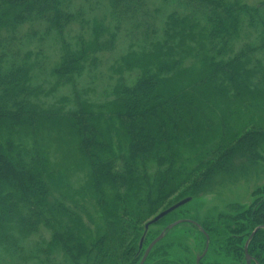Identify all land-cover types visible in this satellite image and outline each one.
Returning a JSON list of instances; mask_svg holds the SVG:
<instances>
[{"label":"trees","instance_id":"1","mask_svg":"<svg viewBox=\"0 0 264 264\" xmlns=\"http://www.w3.org/2000/svg\"><path fill=\"white\" fill-rule=\"evenodd\" d=\"M107 1L110 21H88L67 0H0L2 264H140L159 237L150 222L254 163L264 146V127L246 131L236 117L245 106L264 116V2ZM51 37L60 55L46 90L36 73ZM103 60L116 82L96 97L78 84ZM65 87L73 97L52 102ZM211 108L238 120L198 142L212 132ZM255 195L251 209L237 206L204 234L195 222L178 228L192 227L205 247L220 235L244 257L264 228V188ZM181 211L158 225L185 219ZM172 232L145 264H181L183 234ZM249 255L264 264V230Z\"/></svg>","mask_w":264,"mask_h":264},{"label":"rangeland","instance_id":"2","mask_svg":"<svg viewBox=\"0 0 264 264\" xmlns=\"http://www.w3.org/2000/svg\"><path fill=\"white\" fill-rule=\"evenodd\" d=\"M240 1L251 6L264 2V0ZM67 2L68 5L69 3L71 4L70 6L72 7V9H85L86 20L88 21H91L94 16L101 19L104 15L107 16V21H110L108 15L109 7L107 0H67ZM79 33V27L75 26L73 28L72 36H75ZM43 46L44 52L40 57V68L36 73V84L38 86H42L46 90H50L55 84V79H53V77L51 76V71L54 65L58 62L60 52L58 44L52 37L46 40V42L43 43ZM111 64V62L103 60L97 70L92 71L91 73H86L85 76H83L82 80L79 81L78 88L83 90L90 87L95 90L96 97L101 96L104 91L106 92L110 85H113L116 82L115 78L111 80L113 76L110 68ZM190 64L191 62H189V65ZM71 97H73L72 88L65 87L60 88L54 95V97L51 98V101L59 102L64 98ZM224 108L223 110L219 108H211V110L213 111L210 112V118L212 120V132H209L207 135L202 134L204 136H202V138L199 139L198 142L211 144L213 142L211 141V139H215V137L217 136V133L220 129V124H228L227 126L228 128H230V124L234 126L236 124V120L238 119H241L240 122L244 121L241 125L243 127H246V131L251 130L253 126L264 127V116L257 115V110H252V108L245 106L243 108V111L237 113V119L236 117L230 116V110L227 111ZM200 150L201 147H199L198 151ZM71 180L73 189L76 190L79 187L78 183L80 181L77 178H71ZM209 188L210 189L208 192L202 194L197 199L193 200L188 197L186 199L175 202L176 204H174V206L181 202H184L185 200H190L189 203L181 207L182 211L180 214L182 217L184 216L185 219L179 221H184L186 223L195 222V224L199 225V227L204 224H207L208 227L212 225L217 226L223 220V218L230 219V217L235 216L237 213V206L245 210L251 209L260 197L258 195H255L256 191L264 188V146L262 149L258 150V156L256 159H254V163H246L245 167L239 168L231 176L223 179H218L216 185L213 184ZM171 214H169L168 216H170ZM165 218L154 224L148 230L149 234L152 237L157 235L160 236L162 232L167 228L166 227L165 229H163L162 225H158ZM170 219L176 218L174 216H171ZM177 228L176 230L174 229L173 232L178 231L177 236L179 233H182V237L184 238V249L177 253V256H179L181 260V264H197V258L202 256L205 252V241L199 236L197 231H195L190 226H183L178 229ZM218 237H216V240H213L210 247L208 245L207 254L202 258L200 264H247L246 255H244V257L239 254L236 255V257L232 256V253L228 251L230 250V243H228L229 241H227L224 237L220 238V235H218ZM140 249H143V247ZM255 263L258 264L253 259L251 264Z\"/></svg>","mask_w":264,"mask_h":264},{"label":"water","instance_id":"3","mask_svg":"<svg viewBox=\"0 0 264 264\" xmlns=\"http://www.w3.org/2000/svg\"><path fill=\"white\" fill-rule=\"evenodd\" d=\"M190 200H185L184 202H181L179 204H177L176 206L162 212L160 215H158L152 222H150L147 226H146V230L149 229L150 226L158 223L160 220H162L163 218L167 217L169 214L175 212L176 210H178L179 208L183 207L184 205H186L187 203H189ZM186 222L184 221H179V222H176L172 225H170L169 227H167L163 232L162 234L156 239L154 240L150 246L147 248L140 264H145L149 255L151 254V252L153 251V249L160 243L164 240V238L166 237V235L171 232L172 230H174L175 228L185 224ZM198 228L200 229V231L204 234V231L201 227L198 226ZM260 230H264V228H257L253 234L250 236L249 240L247 241L246 245H245V255H246V262L247 264H251L253 259L252 257L249 255V246H250V243L252 242V240L255 238V236L257 235V233L260 231ZM142 244H143V240L140 244V248H142ZM208 245H209V239L207 237V245H206V249H205V252L202 256L198 257L197 258V264H200V261L202 260V258L207 254V251H208Z\"/></svg>","mask_w":264,"mask_h":264}]
</instances>
